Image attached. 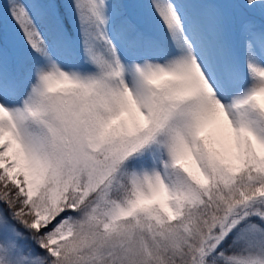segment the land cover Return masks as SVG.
<instances>
[{
    "label": "snow or ice",
    "instance_id": "snow-or-ice-1",
    "mask_svg": "<svg viewBox=\"0 0 264 264\" xmlns=\"http://www.w3.org/2000/svg\"><path fill=\"white\" fill-rule=\"evenodd\" d=\"M0 264H264V0H3Z\"/></svg>",
    "mask_w": 264,
    "mask_h": 264
},
{
    "label": "rangeland",
    "instance_id": "rangeland-1",
    "mask_svg": "<svg viewBox=\"0 0 264 264\" xmlns=\"http://www.w3.org/2000/svg\"><path fill=\"white\" fill-rule=\"evenodd\" d=\"M3 3V0H0V4H2Z\"/></svg>",
    "mask_w": 264,
    "mask_h": 264
}]
</instances>
